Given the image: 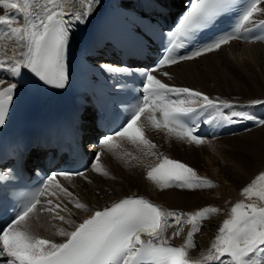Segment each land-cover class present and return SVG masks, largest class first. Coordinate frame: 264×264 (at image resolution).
Returning a JSON list of instances; mask_svg holds the SVG:
<instances>
[{
	"label": "snow or ice",
	"instance_id": "obj_1",
	"mask_svg": "<svg viewBox=\"0 0 264 264\" xmlns=\"http://www.w3.org/2000/svg\"><path fill=\"white\" fill-rule=\"evenodd\" d=\"M262 2L264 0H246L231 31L197 46L199 40L205 38L203 30L213 26L218 17L224 18L223 14L234 7L235 0H187L186 10L178 22L162 34L165 42L161 57L150 68L140 70L142 94L128 109L120 128L102 133L88 147L111 151L120 147L116 142L119 137L145 145L151 151L157 146L145 137L138 125L145 113L155 129H167L178 138L197 145L204 142V137L197 135L201 124L252 121L264 126V117L238 110L240 106L211 98L202 91L169 85L153 74L159 73L164 66L177 65L219 50L222 45L240 38L242 28L245 32L253 31L257 26L264 29V20L258 24L254 20V14L264 13V8L258 7ZM100 3L101 0H44L42 4L39 0H0V7L5 10L0 15V42L11 41L16 45L9 55L7 43L0 44V70H7L17 80L27 72L44 86L68 87L73 28L86 23ZM252 38L260 40L264 36ZM99 68L109 74L110 79L132 73L126 64L104 63ZM163 75L168 77L170 74L165 71ZM4 85L5 80L0 78V128L8 122L18 87L16 82ZM115 87L119 88V83ZM255 105H264V100L251 101V106ZM151 155L157 153L151 152ZM100 156L101 152H93L91 168L108 176V172L101 170ZM12 171L11 168L0 169V181L12 176ZM74 175L86 179L83 171L49 174L31 192L18 193L16 200L9 202L5 210L7 219L0 223V264H201L199 260H190L187 250L196 247L194 235L203 226L202 221L218 214L220 209L205 207L194 213H182L164 209L145 197H126L92 212L77 223L71 218L75 213L59 202L57 195L61 193L70 198L69 203L77 210L91 211L57 179L67 180ZM147 179L161 190L215 187L211 180L198 176L187 164L167 156L147 172ZM49 189H55L49 194L56 199L42 201L41 197ZM242 191L248 198L255 196L264 202V173ZM40 213H47L67 225V228L57 230L61 242L34 231L32 222ZM61 213H67V216ZM185 224L191 225L185 244L172 245L166 238L167 230L175 227L172 234L175 238ZM204 260L208 264H264V203H236Z\"/></svg>",
	"mask_w": 264,
	"mask_h": 264
},
{
	"label": "bare ground",
	"instance_id": "obj_2",
	"mask_svg": "<svg viewBox=\"0 0 264 264\" xmlns=\"http://www.w3.org/2000/svg\"><path fill=\"white\" fill-rule=\"evenodd\" d=\"M68 7L71 8V4ZM261 8H264V3ZM4 12L5 10L0 7V15ZM256 14H254L255 20L262 19ZM260 16H264V13ZM20 23L22 24L23 20H20ZM3 43H7L8 54L11 55V49L16 47L15 43L0 42ZM1 71L9 74L6 70ZM168 73L170 75L167 80L172 83L197 88L211 98H219L223 101L234 100V104L240 106L238 110L253 112L258 106H251V101L264 100V41L240 44L233 40L222 45L217 51L170 66ZM0 78L5 80V84L9 81L3 76ZM88 128L91 130L90 135H93L92 122L89 123ZM153 133L154 144L157 147L151 151L145 145L131 144L128 151L118 150L105 155L104 162L108 176L89 173L86 179L76 177L62 183L74 197L88 205L90 212L75 209L69 203V199L61 198L63 196L61 193H57L59 202L67 205L75 213L71 218L77 223L89 215L94 208L102 207L115 198L135 192L146 193L157 205L176 212L194 213L205 207H216L220 209V216L219 213L213 214L211 218L202 221L203 226L194 235L196 247L187 250L190 260H199L201 264H208L204 257L210 250L223 221L230 217L229 207L238 203L236 199L229 201V196H232L230 188L234 187L236 190L235 194L239 197V202L264 203L257 197L248 198L241 192L246 182L252 179L253 182L259 174L264 173V126L257 125L242 132L206 140L199 145L175 135L165 134L161 130L156 129ZM209 141L218 142L216 146H212L213 150H210ZM221 141L223 144H220ZM151 152H156L157 155L153 156ZM218 154L223 157V163L219 160ZM163 156L181 161L194 170L198 166L197 161L201 159L207 179L216 182L218 178L222 185L193 191L175 187L161 190L155 182L147 179V172L156 166ZM121 162L128 167L123 172L120 171ZM211 167L216 168V171L213 172ZM210 192L215 193L207 196ZM216 193L223 198H217ZM47 199L56 198L50 195ZM61 214L67 216V213ZM214 218L216 219L213 220ZM32 223L34 231L39 235L50 237L56 242H61L57 230L61 227L67 228V225L52 219L47 213L39 214L38 219L34 218ZM190 229L191 225L185 224L181 234L174 239L184 245ZM174 231L175 227L170 228L169 234L172 238Z\"/></svg>",
	"mask_w": 264,
	"mask_h": 264
},
{
	"label": "rangeland",
	"instance_id": "obj_3",
	"mask_svg": "<svg viewBox=\"0 0 264 264\" xmlns=\"http://www.w3.org/2000/svg\"><path fill=\"white\" fill-rule=\"evenodd\" d=\"M215 143V144H214ZM217 143L218 142H213L212 143V141H211V143L209 142L208 144H209V147H210V150H213V147L214 146H216L217 145ZM220 144H223V141H221L220 142ZM219 144V145H220ZM213 146V147H212ZM212 148V149H211ZM213 153H214V151H213ZM204 154V153H203ZM202 157H204L203 155H202ZM208 158V157H207ZM218 158H219V160L220 161H222V159H223V157L221 156V155H219L218 154ZM206 159V158H205ZM196 161V160H195ZM197 163H198V166L196 167V173H197V175L198 176H200V177H202V178H206L207 179V175H206V172H204L203 170H204V168H203V166L201 165V163H202V160L201 159H199L198 161H197ZM222 163H223V161H222ZM119 164H121V169H120V171L121 172H123V170H127L128 169V167L127 166H125V165H122V162L121 163H119ZM203 164V163H202ZM202 166V167H201ZM259 168V167H258ZM213 172H215L216 171V168H214V167H211L210 168ZM217 173V172H216ZM209 180V179H208ZM253 180V179H252ZM251 180V181H252ZM246 182L243 186L244 187H247L249 184H251L252 182ZM220 182V183H219ZM223 183H224V181H223ZM213 184L215 185V187H213V188H216V187H220V185H222V182L221 181H219L218 180V178H217V180H216V182H213ZM225 185V184H224ZM226 186V185H225ZM241 188V187H240ZM199 189H201V188H199ZM199 189H197V190H199ZM183 190H188V189H183ZM208 191H209V189H207ZM205 191L206 192V194L208 193V191ZM230 190L232 191L231 192V195L232 196H229V201H233V199H236V201L237 202H239V197H237L236 196V194H235V192H236V190L234 189V187H231L230 188ZM243 189L241 188V192H243L242 191ZM190 191H193V190H190ZM234 192V193H233ZM215 192H210L207 196H212L213 194H214ZM233 193V194H232ZM218 195V196H217ZM216 197L217 198H223V196H220V194L219 193H216ZM255 196H253V197H251V198H254ZM213 206V205H212ZM233 206H230L229 208H232ZM187 211H189V210H187ZM219 216H220V213H219ZM216 218H214L213 220H215Z\"/></svg>",
	"mask_w": 264,
	"mask_h": 264
}]
</instances>
